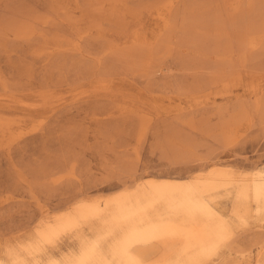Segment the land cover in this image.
Here are the masks:
<instances>
[{"label":"rangeland","instance_id":"374dc122","mask_svg":"<svg viewBox=\"0 0 264 264\" xmlns=\"http://www.w3.org/2000/svg\"><path fill=\"white\" fill-rule=\"evenodd\" d=\"M201 261L264 264V0H0V264Z\"/></svg>","mask_w":264,"mask_h":264},{"label":"bare ground","instance_id":"6f19581e","mask_svg":"<svg viewBox=\"0 0 264 264\" xmlns=\"http://www.w3.org/2000/svg\"><path fill=\"white\" fill-rule=\"evenodd\" d=\"M217 191H215V192H211V193H208V194H206L205 195V198H206V200H207V202L209 203V204H211L212 205V202H211V198L213 197V195L216 193ZM254 206V205H253ZM233 209V208H232ZM240 209V208H239ZM250 209V208H249ZM241 210V209H240ZM233 211V210H232ZM239 212V211H238ZM250 214V213H249ZM255 216V215H254ZM249 217V216H248ZM258 217V216H257ZM254 218V217H253ZM201 219V218H200ZM207 221V220H206ZM213 221V220H212ZM218 229V228H217ZM227 232V231H226ZM231 232H232V230H231ZM231 232H229V234H231ZM227 239H228V237H226ZM224 239V240H227V239ZM139 239H141V238H139ZM205 245V244H204ZM197 249V248H196ZM207 258V257H206ZM205 261V260H204ZM207 261V260H206ZM201 263L203 264V262L201 261Z\"/></svg>","mask_w":264,"mask_h":264}]
</instances>
